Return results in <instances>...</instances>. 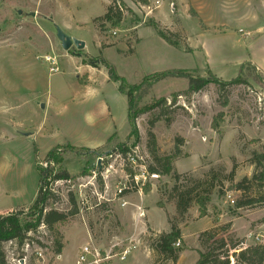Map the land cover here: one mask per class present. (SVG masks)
Returning a JSON list of instances; mask_svg holds the SVG:
<instances>
[{
    "label": "rangeland",
    "instance_id": "374dc122",
    "mask_svg": "<svg viewBox=\"0 0 264 264\" xmlns=\"http://www.w3.org/2000/svg\"><path fill=\"white\" fill-rule=\"evenodd\" d=\"M112 2L126 8L118 26L93 24ZM226 5H235L234 11L249 22L232 20ZM192 12L201 14L204 29ZM252 23L264 27V0H150L146 6L132 0H0V214H17L23 223L47 153L56 147L79 151L66 156L51 175L66 171L70 183L48 181L57 199L46 211L76 212L54 226L61 254L53 253L55 233L41 226L21 247L0 244L5 264H78L85 246L101 258L113 257L100 264H154L149 238L169 232L170 225L180 231L179 246H172L180 253L199 247L206 228L217 229V238L242 242L229 250L231 264L240 250L263 245L264 203L256 198L264 195V73L244 66L242 84L223 93L210 84L188 96L183 94L185 79L161 80L138 106L161 98L166 106L141 114L135 120L137 137L127 141V100L118 83L109 80L107 68L129 86L171 70L204 79L210 72L231 82L240 65L264 47V33L254 34ZM57 29L84 48L64 51ZM45 56L57 61L56 72L49 71ZM80 64L100 68L90 78L93 98L83 95L86 76L76 77L87 70ZM172 95L177 97L171 105ZM149 133L157 155L172 156L178 181L172 174L149 177L139 190L124 191L126 205L121 208L114 195L126 183V174L117 151L134 145L148 166ZM243 179L250 188L245 200H255L237 209L244 195L233 186ZM196 182L205 188L212 184L203 220L195 205L183 217L175 209L173 187L189 189ZM233 225L243 231L239 238L230 232ZM130 244L136 250L125 261L113 256Z\"/></svg>",
    "mask_w": 264,
    "mask_h": 264
},
{
    "label": "trees",
    "instance_id": "16d2710c",
    "mask_svg": "<svg viewBox=\"0 0 264 264\" xmlns=\"http://www.w3.org/2000/svg\"><path fill=\"white\" fill-rule=\"evenodd\" d=\"M150 0H132L134 4L146 6ZM122 10L126 11L125 6L121 3L117 6L114 2L108 5L105 9V13L97 17L93 20V24L97 22H101L102 24H110L112 27H117L122 19ZM192 17L198 20L199 27L204 29V25L200 17L195 13H191ZM158 36L168 45H172L171 40L163 34L161 31H157ZM249 67L251 70L255 71V67L251 63H243L239 67V71L237 73L236 79L231 82H225L221 79L217 78L215 75L207 72L208 78H200L194 77L190 73L187 72H179L177 70L165 71L160 73H154L151 76L145 77L139 85H131L125 83L119 76L116 75L115 71L111 67L108 68V77L109 80L118 83V91L126 97L127 100V124H128V135L126 136V140L129 141L131 137H137V130L135 127V120L143 113L150 112L154 109H161L166 106L167 100L161 98L159 100L154 99L150 105L139 107L138 104L142 97L147 95L150 88L164 80L166 78H179L185 79L187 81L186 91L183 93L184 96H188L194 93H197L203 90L208 85H214L219 92L223 93L225 88L229 86H233L236 84H242V75H243V67ZM96 68V66H93ZM248 77V75H247ZM141 91V92H140ZM140 92L139 99L134 98L135 95ZM177 95H172L171 105L175 103ZM224 103L223 106H225ZM220 116V115H219ZM215 123V119H214ZM216 125L213 124V128ZM149 140V157L151 159L150 164L147 166V171L150 175L156 176H171L172 174V156H164L160 157L157 155L155 140L153 134H148ZM67 147V146H66ZM135 146L132 145L130 148L126 146H121L117 151L118 154L125 156L126 153L130 152L132 148ZM62 147H56L49 151L44 159L46 163L45 168H38L39 173V185L35 195V198L28 208L27 214H24V222H20L17 214H0V244L6 241L15 242L20 247L23 246L27 241L31 242V237L27 236L28 234H36L38 233L39 227H44L48 233L52 231L55 233L57 237L54 242V255H60L63 249L62 244L58 240V234L54 230V226L56 224L64 222L68 216L73 215L74 211L70 212V214L64 215L54 210L46 211L47 205L49 202H53L56 200V196L53 194L51 189L49 188V180L54 183L55 181H70L69 176L66 171H59L53 176L54 167L60 165L66 156L74 157L79 154V151L76 149H65L62 150ZM71 152V153H70ZM259 165H261L259 163ZM127 174H131L129 169L125 170ZM262 172V176L264 177V171ZM83 175L86 172H82ZM173 180L178 181V176L172 174ZM253 180L255 177L252 178ZM246 179H243L241 182L235 184L233 188L236 191L243 193V198L239 199L236 203V208L240 209L243 207H249L251 203L254 202L255 199L249 198L245 200L246 192L248 193L249 189L244 183H246ZM251 183V180H249ZM203 186L202 183L196 182L192 188L182 189L183 186H174V200H175V209L177 214L180 217H183L189 208L192 205L197 207L198 216L200 218L206 215V203L208 202V197L211 194L210 189L212 188V184ZM144 193H148L149 188L146 187L143 189ZM256 200L258 202L264 203V195L257 196ZM70 204L74 207L75 202L72 195L69 196ZM75 209V208H73ZM227 229V228H225ZM217 229L213 228L211 230L202 232L198 238L199 247L201 251H197L198 259L195 264H231L229 260V250L236 249L239 247L242 242H233L230 238H217L218 233H216ZM180 231L176 225L169 226V232L160 233L155 235L152 238H149L151 243V249L153 252L157 253L159 256H162L164 260H170L175 262L180 255V252L174 249L172 246L179 239ZM0 264H5L4 262V254L2 252V248L0 246ZM234 264H264V244L249 246L245 249H242L238 252V258L235 259Z\"/></svg>",
    "mask_w": 264,
    "mask_h": 264
},
{
    "label": "built area",
    "instance_id": "2783aa9c",
    "mask_svg": "<svg viewBox=\"0 0 264 264\" xmlns=\"http://www.w3.org/2000/svg\"><path fill=\"white\" fill-rule=\"evenodd\" d=\"M44 61L48 62L50 65V72H56L57 71V61L49 56L44 57ZM117 159L120 161L122 169L124 173L126 174V183L121 187L117 188L115 192V197H118L117 200H121L120 207H124L126 205V202L123 201L122 196L124 195V191H129L132 189L139 190L142 186H144V183L146 182L147 178L149 177H155L154 175H150L147 171V166H145V161L143 157L138 153V150L136 147L132 148L130 152L126 153L125 156H122L121 154H118ZM126 169H129L131 174L126 173ZM63 183L68 184L70 181H55L54 183ZM227 199L230 200V196L227 195ZM229 203L233 204V200H230ZM141 214H139V217ZM11 243V242H9ZM175 247L179 246V243L174 244ZM28 247L27 245L25 246ZM134 250H136L135 244H130L126 246L121 252L118 253V255H113L115 258L121 262L125 261V259L128 257L130 253H132ZM113 258L112 256H104L103 258L100 257V255L97 252H93L89 247L85 246L81 249V252L78 256V264H100L104 261H107L108 259Z\"/></svg>",
    "mask_w": 264,
    "mask_h": 264
},
{
    "label": "crops",
    "instance_id": "0c3cea01",
    "mask_svg": "<svg viewBox=\"0 0 264 264\" xmlns=\"http://www.w3.org/2000/svg\"><path fill=\"white\" fill-rule=\"evenodd\" d=\"M235 0H233L234 2ZM234 6L235 5H231L230 8H228L229 6L226 5V7L228 8V10H232L233 12L230 13V18L232 20H237V19H242L244 21H248L246 18H242L240 17V13L239 12H236V10L234 11ZM201 14H199L200 16ZM157 16H158V13H157ZM249 22V21H248ZM255 23H252L251 24V27L255 28L254 31H252L254 34L257 32V33H264V27L262 26H256V25H253ZM208 26V25H206ZM256 26V27H255ZM240 31V30H239ZM264 39V38H263ZM248 63H251L255 68L256 70L260 71L261 73H264V47L263 49L261 50V52L258 54V55H255V56H249L247 61ZM82 65V64H80ZM84 66L85 71H81V74H78L76 75V77L78 79H80L81 75H84L86 76V82H85V89L83 90V95L85 98H93L96 96V90L94 88H90V78L92 76V73L97 71V70H100V68H90L89 66L87 65H82ZM84 72V73H83ZM96 124V123H95ZM204 218L200 219V220H203ZM212 226H210L211 228ZM214 228V227H213ZM212 228V229H213ZM208 230H210L209 228H206ZM205 229V230H206ZM230 232L232 234H234L237 238H239L240 234L243 233V231L241 232L238 228H235V226L233 225L232 229L230 230ZM164 233H167L165 230H164ZM159 234V233H158ZM197 251H201V248L198 247V245L196 244V246H194L192 248V250H184L180 253V255L178 256L177 260L175 262H172L170 260H164L162 258V256H159L157 253L153 252L154 254L152 255L153 257V260L155 261L154 264H195L197 259H198V254H197ZM159 256V257H158Z\"/></svg>",
    "mask_w": 264,
    "mask_h": 264
},
{
    "label": "water",
    "instance_id": "95a60500",
    "mask_svg": "<svg viewBox=\"0 0 264 264\" xmlns=\"http://www.w3.org/2000/svg\"><path fill=\"white\" fill-rule=\"evenodd\" d=\"M21 12L18 11V14H20ZM57 38L61 43V47L63 48L64 51H68L70 50L71 47H74L75 49L79 50V49H83L84 48V43L76 40V39H72L71 37L65 35L63 32H61V30L57 29ZM99 164V163H98Z\"/></svg>",
    "mask_w": 264,
    "mask_h": 264
}]
</instances>
